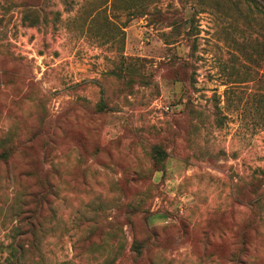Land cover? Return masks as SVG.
<instances>
[{"label": "rangeland", "instance_id": "rangeland-1", "mask_svg": "<svg viewBox=\"0 0 264 264\" xmlns=\"http://www.w3.org/2000/svg\"><path fill=\"white\" fill-rule=\"evenodd\" d=\"M0 142V264H264V0H0Z\"/></svg>", "mask_w": 264, "mask_h": 264}, {"label": "trees", "instance_id": "trees-1", "mask_svg": "<svg viewBox=\"0 0 264 264\" xmlns=\"http://www.w3.org/2000/svg\"><path fill=\"white\" fill-rule=\"evenodd\" d=\"M0 147H5V144L3 142H0ZM14 149V147L12 145L8 146L7 149H4L3 152L0 155V158L6 160V162L9 160V153L8 151H12ZM166 158V151L159 146H156V148L154 149V155H153V159L156 165H161V162L163 159ZM50 190V184L49 183H44L43 184V188L42 191L40 193H36V192H25L24 194H22V206H23V210L22 213H29L30 215H33L35 217V214L37 215V210H38V205H37V198L39 197V195H41L44 198V202L47 203V195L49 193ZM32 206V207H30ZM26 207V208H25ZM37 225L33 224L32 222L28 221L27 222V226L28 229L25 230V232L21 233V237L19 238L18 242L16 245L12 244L10 245V249H11V255H13L14 253L15 256L18 258H21L24 256V252L26 251V241L27 239H29L31 241V245L32 246H37L39 245V237L36 235V232L34 230V227ZM134 247H137L136 249V255L140 256L143 253V248H141V245L137 242V240H134ZM100 248H98L96 251H94V258L96 260H100L102 258V253L99 254ZM240 255H237V253H233L231 255V259L232 262L234 261H239L240 260L244 263L245 260H242V254L245 253L244 247L241 248V250L239 251ZM125 254V252H119L117 254V256L114 258H112V260H109L107 262H97L96 264H118V261L121 259V257ZM247 261V260H246Z\"/></svg>", "mask_w": 264, "mask_h": 264}]
</instances>
